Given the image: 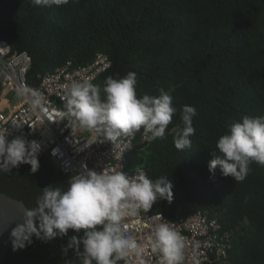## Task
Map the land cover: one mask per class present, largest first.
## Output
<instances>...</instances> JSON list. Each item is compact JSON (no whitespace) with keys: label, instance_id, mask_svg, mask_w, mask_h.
Listing matches in <instances>:
<instances>
[{"label":"trees","instance_id":"1","mask_svg":"<svg viewBox=\"0 0 264 264\" xmlns=\"http://www.w3.org/2000/svg\"><path fill=\"white\" fill-rule=\"evenodd\" d=\"M0 38L31 55L30 86L68 60L83 66L106 52L112 65L95 81L101 99L107 77L132 71L138 97L158 96L163 88L178 110L194 106L192 148L177 150L167 131L148 143L141 130L131 136L135 147L127 167L145 168L153 181H171L172 201L155 205L167 218L202 211L231 233L227 255L213 253L202 264H264V166L251 163L241 182L224 177L219 166L209 171L210 161L221 155L216 141L229 126L245 115L264 116V0H70L50 7L0 0ZM177 123L179 111L169 128ZM19 136L31 139L27 132ZM38 158L35 173L26 163L0 171V191L29 209L42 188H66L70 180L46 155ZM82 234L70 229L51 241L33 236L26 248L13 251L11 245L1 264H80L74 249L65 255L63 248Z\"/></svg>","mask_w":264,"mask_h":264},{"label":"clouds","instance_id":"2","mask_svg":"<svg viewBox=\"0 0 264 264\" xmlns=\"http://www.w3.org/2000/svg\"><path fill=\"white\" fill-rule=\"evenodd\" d=\"M69 2L31 0L35 6L49 7ZM136 85L135 72L118 78L109 76L103 87L106 96L101 99L97 85L91 81H73L64 97L63 116L71 128L98 131L111 141L134 136L142 130V139L151 143L165 138L167 131L173 136L177 150L192 148L190 137L195 133L193 118L197 109L184 105L178 110L163 88L158 96L138 97ZM32 95L31 104L36 108L41 99L36 93ZM177 111L179 123L169 128ZM215 148L221 155L210 161L209 171L214 174L219 166L224 177L231 176L236 182L245 180L251 163L264 166V116H243L218 138ZM40 151L41 145L36 140L17 136L9 141L7 133H0V171L12 172L26 163L31 165L32 173L37 172ZM162 199L169 203L173 199L172 183L167 176L153 181L143 171L135 176L123 171L77 172L66 188L52 185L42 188L36 206L24 210L23 221L11 230L12 249L26 248L33 243V236L51 241L67 236L70 229L75 233L83 230L82 235L69 238L63 248L65 255L74 249L80 264H118L131 253L139 256L143 251L142 245L125 234L124 218L137 215L141 209L148 210ZM152 247L161 255L160 264H184L186 260L183 235L166 223L155 227ZM190 259L192 264H200L196 253Z\"/></svg>","mask_w":264,"mask_h":264},{"label":"built area","instance_id":"3","mask_svg":"<svg viewBox=\"0 0 264 264\" xmlns=\"http://www.w3.org/2000/svg\"><path fill=\"white\" fill-rule=\"evenodd\" d=\"M31 62L28 51H14L8 40L0 38V133H7L10 141L27 132L31 137L29 141L36 140L41 145L39 157L46 155L69 178L86 170L123 171L129 176L143 171L148 177L146 169L141 166L127 167V156L135 147L131 136L111 141L98 131L79 126L71 128L63 116L64 97L71 83L91 81L95 84L96 79L112 65L108 53L98 52L90 63L83 66H75L68 60L55 70L41 74L36 86L28 83ZM33 93L41 99L36 108L31 104ZM10 94L18 95L14 103ZM158 201L152 208L141 209L137 215L124 218L125 234L142 245L143 251L139 256L131 253L118 264H160L161 255L152 247L154 229L159 223H166L183 235L184 264H192L193 253L198 255L200 264L209 261L213 253L219 259L227 255L231 233L222 228L217 217L197 211L169 219L155 210Z\"/></svg>","mask_w":264,"mask_h":264},{"label":"water","instance_id":"4","mask_svg":"<svg viewBox=\"0 0 264 264\" xmlns=\"http://www.w3.org/2000/svg\"><path fill=\"white\" fill-rule=\"evenodd\" d=\"M29 209L24 200L0 191V264L11 247V230L23 221L24 210Z\"/></svg>","mask_w":264,"mask_h":264},{"label":"flooded vegetation","instance_id":"5","mask_svg":"<svg viewBox=\"0 0 264 264\" xmlns=\"http://www.w3.org/2000/svg\"><path fill=\"white\" fill-rule=\"evenodd\" d=\"M50 244H51V246H52L51 251H52V253H54L56 250H58V248H55V245L60 244V241L52 242V243H50ZM52 253H51V254H52Z\"/></svg>","mask_w":264,"mask_h":264},{"label":"rangeland","instance_id":"6","mask_svg":"<svg viewBox=\"0 0 264 264\" xmlns=\"http://www.w3.org/2000/svg\"><path fill=\"white\" fill-rule=\"evenodd\" d=\"M9 98L12 100V103L15 102V100L18 98V95H13V94H10Z\"/></svg>","mask_w":264,"mask_h":264},{"label":"crops","instance_id":"7","mask_svg":"<svg viewBox=\"0 0 264 264\" xmlns=\"http://www.w3.org/2000/svg\"><path fill=\"white\" fill-rule=\"evenodd\" d=\"M2 97L0 96V101H1Z\"/></svg>","mask_w":264,"mask_h":264}]
</instances>
